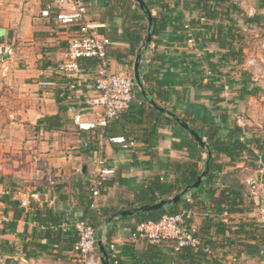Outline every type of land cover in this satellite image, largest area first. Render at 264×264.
<instances>
[{"label": "crops", "instance_id": "crops-1", "mask_svg": "<svg viewBox=\"0 0 264 264\" xmlns=\"http://www.w3.org/2000/svg\"><path fill=\"white\" fill-rule=\"evenodd\" d=\"M51 1L22 0L11 4L12 1L7 0L0 8L1 66L19 79L8 83L15 93L8 92L2 98L5 101L8 100L6 97L17 94V110L16 107V111L4 107V113L0 115V208L8 218V222L0 226V264L8 259L16 264H80L72 253L70 241L75 239V234L70 222L82 215L86 204L82 198L93 199V210L122 208L127 201L131 202L134 193L145 182L156 176L173 177L170 165L189 160L186 151L171 149V142L175 140L171 133L175 125L169 122L172 117L168 113L203 132L210 124L234 126L236 118L248 125L264 113V71H260V79L255 75L258 72L246 70L245 63L244 72L234 74L235 62L229 60L224 63L226 50L215 41L217 28L222 26L225 32L227 30L240 41L242 37L247 39L246 35H254L253 44L260 45V41L256 40L258 35L254 33H257L259 24L264 25V0H228L225 8L211 3L200 4L198 0H187L185 4H180L179 0H159L162 9L153 10L158 14L162 12L168 18L167 28L157 37L158 43L148 45L141 57L144 60L140 61L144 72L149 71L147 69L154 71L151 88L158 97V107L166 110L165 113L159 112L161 116L156 115L158 118L155 117V120L158 119L157 131L151 136L154 122L139 128L126 126L124 135L119 137L136 142L134 148L127 150L108 144V135L103 136L94 130L77 131L73 123L77 113H83V119L90 120L85 101L93 94L91 86L95 69H80L77 79H64L66 83L73 81L77 84L75 90L67 89L64 97L60 96L58 87L38 85L40 81L54 82L59 86L65 84L55 70L64 61L70 31L76 30L70 28L65 31L57 26L54 10L47 18L41 16L47 3L54 6ZM81 1L87 7L85 23L112 43L108 51L110 70L116 74H129L127 68L133 57L124 56L119 62L113 57L115 54H127L129 46L113 40L120 38L125 26L131 24L129 20L124 21V7L134 12L136 3L133 0ZM114 4L118 5L112 9ZM205 10H210L212 16ZM134 13L139 15L142 12L138 9ZM240 46V43H234L236 51H243L247 59L253 57L249 45L241 49ZM262 49L259 52L255 48L258 57ZM47 67L50 69L47 70ZM59 112L63 119L60 130L47 132L37 125L39 120ZM251 131L245 139L249 150L254 153V159L261 161L264 149H257L260 145L257 141L264 143V125L259 133ZM14 132L24 143L20 145L24 161L21 158L18 160L17 151H13L17 148L12 146ZM89 137L92 138L87 141ZM221 156L229 164L221 166L217 177L225 175V169L233 164L240 166L242 162L239 161L246 157L230 162L228 156ZM30 159L31 163H28ZM100 159L107 161L106 166L114 170V175L101 186L99 196L91 198L85 185L94 178ZM77 167H80L81 176L75 173ZM201 168L202 163L198 165V171ZM49 175L54 177L55 185H44L42 188L40 181ZM217 177L204 184L189 207L190 222L197 227L201 243L209 248L210 254L211 248L219 242L228 243V237L234 240L233 243L239 242L234 235L245 228V225L229 220L241 213L239 206L242 200L237 198L238 195H234V205L231 202L219 207L215 204L222 187L233 186V190H238V182L221 184ZM211 189L215 192L210 193ZM61 195L67 196V199L60 200ZM22 200L27 201L26 207L21 206ZM110 218L93 228L97 244L101 243L106 251L110 244H114L119 264H158L159 253L148 249L144 242L130 240L136 224L134 219L114 218L108 221ZM50 220L53 235L48 242L44 237V224ZM221 226L225 229L224 233ZM229 227L233 232L230 233ZM261 230L253 232L256 239L264 238ZM229 242L232 243L231 240ZM251 245L254 243L251 242ZM206 255L201 264H212L210 255ZM234 256L229 261L235 263Z\"/></svg>", "mask_w": 264, "mask_h": 264}, {"label": "trees", "instance_id": "trees-1", "mask_svg": "<svg viewBox=\"0 0 264 264\" xmlns=\"http://www.w3.org/2000/svg\"><path fill=\"white\" fill-rule=\"evenodd\" d=\"M144 1L150 10H153L155 8L162 9L163 5L159 4V0L155 2H153L152 0ZM186 1L187 0H184L183 4H185ZM198 1H200V4L211 3L220 8H224L223 4L228 2V0ZM115 5L117 6L118 4H114L113 7L111 6V8L113 9ZM135 6L136 9L134 10V12L139 9L138 4H135ZM123 11L124 21L129 20L131 24L125 26L119 36L120 38L114 39L113 41H118L127 44L129 48L127 54L122 56L120 54H115L113 56L114 59L118 62L124 56H130L135 58L138 53L142 57L148 45L152 43H158L157 37H159L166 30V19H168L162 12H160L158 16H153L152 36L149 44L146 45L145 41L148 35V25L144 14L141 13L137 15L136 13L132 12L130 8L126 7H124ZM209 11L210 10H205L206 13H208ZM218 13H221V9ZM208 14L210 15V17L212 16V12H209ZM224 30L225 29L222 26L218 27L217 38L215 39L218 46L221 49L226 50L225 54L223 55L225 60L224 63H228L229 60H240L242 54L240 53V51L235 50L234 43L239 44L241 41L238 37H234L233 35L228 33L227 30L226 32ZM72 31L74 30H71L70 32ZM224 34L225 38H223ZM108 51L107 57L109 53ZM142 59L144 60V58ZM142 59L140 61H142ZM79 65L81 71L85 69L96 70V62L92 59L81 60L79 62ZM147 70L149 71L144 72V69L142 68V66H140L141 81L146 84L145 86L143 85L144 91L146 92V97H143L140 94V91L137 86H135L136 99L130 104L129 109L121 113L117 119L112 120L106 127L94 129L95 132H99L103 136L108 135V137L110 136L109 138L119 137V135L121 134L124 135V129L128 125L133 127L136 126L137 128H139L144 124H151L152 122H154V125H152L153 129H151L150 133L151 136L155 134V132L157 131L156 125L158 122V119L155 120V117L156 115L161 116V114H159V112H157V110L149 103V100L152 99L154 103L158 106V97L154 94L150 84L152 81L151 75L154 73V71L150 69ZM182 121L186 122V120L184 119ZM169 122H172L175 125V128L172 130L171 133L172 139H175L171 142V149L175 151H186L189 159L187 162L183 163L177 162L176 164L171 165L169 163V165L172 166L173 171L172 182H161L159 180L160 176L152 178L151 180L145 182V184L134 193L131 202L127 201L126 204H124V207L122 208H101L99 210H93V199H91L90 201L87 198H82V200H84L86 204L83 208L82 215L78 217L79 219L85 220L92 228H97L98 225L101 224V222H104L108 218L112 217L115 213H118L123 210H131L133 208H137L143 205L154 204L160 200H166L178 195L185 188L190 187L196 182L197 177L200 176L205 169V162L209 153L211 157L209 161V172L206 178L202 180L197 190H191L188 192L191 198H193L198 193H201L204 184L212 182L214 178L218 176L217 173L221 172V166L217 164L218 156L226 155L228 156L230 162H237L241 157L245 156V154H247L248 156L253 155V152L249 150L250 147L248 146V143L245 139L247 134L252 131L247 130L246 127L243 129L238 128L236 126V122L234 126L225 125L224 127L217 126L215 124H210L205 132L194 129L195 132L198 133L205 142V148H201L185 130L179 127V125L173 118L169 119ZM62 124L63 119L60 116V112L57 115L46 117L37 122V125L42 127L43 130L47 132L60 130ZM144 136L146 137L145 134ZM241 138L244 139L243 142L240 141ZM257 142H259L260 144L259 146L257 145V149L259 151L263 150V141L260 140ZM203 155H205L204 159L202 158ZM200 163H202V168L200 171H198V165ZM85 186L87 187L86 191L89 190V183H87ZM101 189L102 187L100 188V190ZM214 192V189L210 190V193ZM228 193L230 194L228 195ZM239 194L240 192L238 190H233V186L222 189L219 193V197L215 201V204L218 207L222 204H226L229 202H231V205H234L233 201L234 199H236L234 195ZM183 203L184 197L178 204L167 206L166 208L155 212H150L146 214L140 213L125 219H134L136 223L141 221H158L164 215L175 214L179 210V206ZM228 211L230 212V210ZM50 225H52V220H50L49 223L44 224V226L46 227L44 231V237L47 239L48 242L50 241L51 236L53 235V233H51L52 228ZM220 228L224 233L225 229L223 228V226H221ZM261 235L264 237V229L261 230ZM108 239L110 240V236ZM262 240L264 242V238ZM70 244L72 245L71 248L73 249L74 245L76 244V237L75 239L70 241ZM168 245L170 246V244ZM168 245H165L163 247H154L147 245L148 249L159 253V257L156 259L158 264H201L207 256L206 253L202 250H194L189 247L182 248L179 252L173 253L171 250L168 249ZM262 245L256 244L253 249H251V255L259 256V249ZM110 264H112V261H110Z\"/></svg>", "mask_w": 264, "mask_h": 264}, {"label": "built area", "instance_id": "built-area-1", "mask_svg": "<svg viewBox=\"0 0 264 264\" xmlns=\"http://www.w3.org/2000/svg\"><path fill=\"white\" fill-rule=\"evenodd\" d=\"M47 3L41 11L42 17H49L54 10V21L57 26L70 32L66 40L64 61L57 66L56 74L60 79H77L80 73V60L92 59L96 62V70L92 82V96L85 101L86 113L90 120L83 119V113H77L73 117V123L79 132H89L96 128L106 127L112 120L129 109L130 104L136 99L135 82L133 74H116L109 68L107 51L112 45L111 41L104 35L92 31V28L85 23L87 7L81 0H52ZM184 0H179L183 3ZM1 8V2H0ZM188 28V27H185ZM190 42V41H189ZM260 46L264 48V34L260 39ZM259 60L250 57L246 61L248 72H260L264 66V51L259 55ZM1 59V52H0ZM50 67H47V70ZM251 70V71H250ZM65 82V80H64ZM40 87H58L60 96L66 95L67 89L75 90L77 84L65 82L63 86L54 82L40 81ZM238 128H245L246 125L238 118L235 119ZM240 141H244L243 138ZM108 144L127 150L134 148L136 142L123 137H112L107 139ZM107 161L100 159L98 169L94 178L89 183V194L91 198L99 196V189L105 181L114 175V170L108 168ZM167 176V175H166ZM161 176V182H172L173 177ZM50 183L53 182L50 180ZM189 194L184 196V203L179 210L172 215H164L158 221L137 222L130 234L133 242H144L149 246L163 247L173 253L179 252L182 248L189 247L194 250H202L209 254V248L203 246L199 238L197 227L190 222L189 206L192 204ZM21 206L26 207L27 201L22 200ZM8 222L7 215L0 208V226ZM76 244L72 253L78 258L80 264H101L100 253L95 239L94 229L83 219L73 218L70 222ZM109 263L119 264L116 255L115 245L110 244L107 249ZM110 256V257H109Z\"/></svg>", "mask_w": 264, "mask_h": 264}, {"label": "rangeland", "instance_id": "rangeland-1", "mask_svg": "<svg viewBox=\"0 0 264 264\" xmlns=\"http://www.w3.org/2000/svg\"><path fill=\"white\" fill-rule=\"evenodd\" d=\"M7 0H0L1 4H6ZM12 1L11 4H15V2L22 1V0H10ZM10 3V2H9ZM8 4V3H7ZM224 8L225 6H228L227 3L223 4ZM152 16H158V13L156 11H151ZM246 18V17H245ZM258 35V41L262 38L264 34V25L261 23L259 24V29L257 28V33H254ZM249 36L251 39H249ZM247 39L242 37V41L240 42L241 47H249L252 48L253 52L251 53L253 55V58H256L259 60L260 58L257 56L258 52L262 49L260 45H254V35H246ZM247 42H245V41ZM249 41V42H248ZM249 45V46H248ZM253 46V47H252ZM260 47V48H259ZM255 48L257 51H255ZM264 50L262 49V52ZM242 54L240 60H235L234 64H236L237 67H235L234 74H237L238 72H244V64L247 61V56H243V51H240ZM260 54V53H259ZM247 59V60H246ZM134 58L129 63L127 72L129 74H132V68H133ZM0 62V115H2L3 109L5 108H12V110H15L16 107L17 110V104L15 102L18 101L17 94H12V97H6L8 100H2L5 95L10 93H15L13 88H10L8 86L9 81H15L19 80L17 77L13 75L12 72H8L6 67H2ZM262 71H264V67L262 66ZM227 71V70H224ZM131 72V73H130ZM226 74V73H223ZM255 75L260 79H262V73H255ZM227 76V75H225ZM226 80H228V77H225ZM221 80V79H220ZM6 92V93H5ZM15 110V111H16ZM263 112V110H262ZM260 115V114H259ZM2 117V116H1ZM258 124V125H257ZM264 125V113L261 114L256 122L246 125L247 130H253L259 133L260 129ZM178 129V128H177ZM75 131V130H74ZM92 137H89L88 140H91ZM2 140V139H0ZM12 146H15L17 148L13 149V151H17L16 156L19 160H25L21 156V152H23V148H20V145L23 146L24 143H22V138L16 135V132L13 133L12 136ZM2 153V152H1ZM21 156V157H20ZM246 156V155H245ZM254 153L253 155L246 156L244 159H241L239 162H242L240 166L237 167L238 164H233L230 166V168L225 169L224 172L225 175L221 174L219 175V183L224 184L227 181H232V184H234L236 181L238 182V191L240 194L238 195V198H241V204L239 206V211L241 213L236 215L235 219H229L235 222H238V224L245 225V228L242 229L243 232H239V234L234 235V237L237 240H240L239 242H234L231 237H228L229 240L232 241V243L229 242L224 244V241L219 242L215 245V247L211 248V254L209 252L210 262L212 264H227L229 261V258L233 255L235 258V263L231 262V264H264V242L261 238L256 239V234H253V232H258L259 230L264 229V155L261 156V161L259 159H254ZM3 157V154H2ZM250 157V158H249ZM205 158V155L204 157ZM217 164L219 166H223L224 163L229 164V162H226V159L223 156H218ZM2 159V158H1ZM33 162V161H32ZM16 163H19V161H16ZM28 163H31V159ZM22 164V162L20 163ZM75 173L77 176H81V170L80 167H77L75 170ZM0 174H2V170L0 169ZM225 176V177H224ZM110 178V177H109ZM50 180L53 182V184L50 183ZM46 181V183H45ZM42 183V188L44 185H48L49 187H52L55 185L54 183V177L52 175H49L44 178L42 181H40V184ZM202 187V186H201ZM223 189L226 187H222ZM221 188V189H222ZM238 210V208H237ZM213 212H216L215 209H213ZM230 233L233 232L230 230V227L228 228ZM253 235V236H252ZM250 242V243H248ZM251 242L254 243V245H251ZM256 244L262 245L259 249V256L251 255V252L253 247ZM262 251V252H261Z\"/></svg>", "mask_w": 264, "mask_h": 264}, {"label": "water", "instance_id": "water-1", "mask_svg": "<svg viewBox=\"0 0 264 264\" xmlns=\"http://www.w3.org/2000/svg\"><path fill=\"white\" fill-rule=\"evenodd\" d=\"M133 1L136 4H138L140 11L144 14V16L146 18L147 25H148V35H147V39L145 41V44L148 45L150 42L151 36H152V27H153V17L151 14V10L146 5L144 0H133ZM140 60H141V55L138 53L137 56L135 57V61H134L133 68H132V74H133L134 82L140 91V94L143 97H146V92L144 91L143 83H142L141 77H140ZM149 103L158 112H160V113L166 112V110H164L163 108L158 107L152 99L149 100ZM168 114H170V116L177 122L179 127L182 128L183 130H185L190 135V137L193 138L194 141L201 148H205V142L203 141L202 137L198 133H196L195 130L191 126H189L186 122L180 120L179 118L175 117L173 114H171V113H168ZM210 157H211V155L208 153V157H207V160L205 162V169L201 173V175L197 177L196 182L193 185H191L190 187L185 188L178 195H176L172 198L166 199V200H160L154 204L143 205V206H140L137 208H133L131 210L120 211V212L116 213L115 216H112L108 221H111L114 218L125 219V218L132 217V216L140 214V213L146 214V213H150V212H155V211H159L163 208H166L167 206L178 204L181 201V199L185 195L188 194L189 191L197 190L199 188L202 180H204L206 178V176L209 172ZM59 199L62 201H65L67 199V196L61 195L59 197ZM98 248H99V253L101 255L100 256L101 264H110L109 260H108V253H107L106 249L104 248V246H102L101 243H98ZM4 264H16V262L11 260V259H8L5 261Z\"/></svg>", "mask_w": 264, "mask_h": 264}]
</instances>
